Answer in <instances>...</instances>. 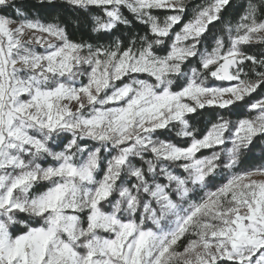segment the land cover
I'll use <instances>...</instances> for the list:
<instances>
[{
    "label": "snow or ice",
    "instance_id": "6c2138e0",
    "mask_svg": "<svg viewBox=\"0 0 264 264\" xmlns=\"http://www.w3.org/2000/svg\"><path fill=\"white\" fill-rule=\"evenodd\" d=\"M63 2L0 0V264H264V0Z\"/></svg>",
    "mask_w": 264,
    "mask_h": 264
},
{
    "label": "trees",
    "instance_id": "16d2710c",
    "mask_svg": "<svg viewBox=\"0 0 264 264\" xmlns=\"http://www.w3.org/2000/svg\"><path fill=\"white\" fill-rule=\"evenodd\" d=\"M19 4H22L26 11L30 14H38L39 17L48 22L61 23L62 25H67L68 31L73 39H85L89 41H95L98 34H92L90 32V21L92 15L97 14L98 10L93 9L92 15H89L87 19L80 12L72 9L69 5L65 4L63 0H54L52 5L45 2L44 5H40L38 0H17ZM191 8L197 4L205 3V0H188ZM247 0H232V7L227 9L224 15V22L231 21L235 23L239 19V15L242 13L243 8L241 5H246ZM131 18V17H130ZM142 26L137 27V31H140ZM222 24L218 23L215 28H212L211 32L208 34V43L212 42V34H222L221 33ZM127 35V32L121 29V31L116 32V35ZM104 42V41H102ZM250 53H255L264 49L259 46L250 47L247 49ZM256 95V94H254ZM210 118L209 110H202V115L191 114L190 122L197 128H203L204 123ZM161 139H172L174 142L180 143L181 141L175 137L174 132H163L161 134ZM230 146V145H229ZM251 150H245L243 163L240 165L241 168H252L254 166L264 163V138H257L254 140L253 144L250 146ZM204 154H210L209 150H204Z\"/></svg>",
    "mask_w": 264,
    "mask_h": 264
}]
</instances>
